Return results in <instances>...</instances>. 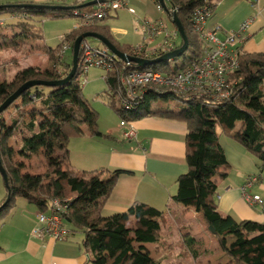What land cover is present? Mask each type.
<instances>
[{"label":"trees","instance_id":"16d2710c","mask_svg":"<svg viewBox=\"0 0 264 264\" xmlns=\"http://www.w3.org/2000/svg\"><path fill=\"white\" fill-rule=\"evenodd\" d=\"M220 1L164 0L168 13L163 11L162 15L173 27L170 15L174 13L177 16L188 40L187 50L189 47L193 48L191 57L184 59L180 66L171 68V71H183L189 62H194L201 56L202 44L193 28L194 16L197 11L205 10L210 19ZM155 3H158L157 0ZM47 6L65 9L53 11ZM79 6L82 5L76 0L71 4L67 0H0V15L6 16L4 20L0 19V26H3L0 29L7 30V27H11L12 32L10 39L0 36V48L15 49L20 46L21 39L41 38L42 32L35 24V18L47 11L53 12L51 18L63 19L72 17L75 10H93V6L78 9ZM107 18L108 16L92 27L73 29L54 49L43 48L49 59L48 68L25 67L18 70L10 81L0 80V105L27 81H57L66 78L71 71V62L59 61L57 57L62 42L71 43L72 56L74 40L88 31L105 37L118 51L132 55L133 46L120 45L112 38L108 26L103 24ZM188 30L193 34L192 39L188 37ZM181 45L182 41L179 46L176 42V49ZM101 47L105 48L103 45ZM175 60L177 59H173ZM115 62L114 69L106 75L108 89L113 92L116 90L117 72L122 67L119 59H115ZM151 69L169 71L166 62L153 65ZM229 80L233 84V96L227 100L181 98V108L152 109L151 104L157 100L176 98L169 97L167 93L149 94L140 101L134 114L137 116L139 109L147 115L185 125L187 172L177 179L173 202L198 213L207 230L209 227L213 228L214 234L209 230L208 232L228 259L226 264H264V224L221 215L217 207L216 180L225 179L229 168L219 144V134L238 144L258 162L260 169H264V53L240 55L239 68ZM81 84L80 71H76L75 76L66 84L53 88L32 87L0 114V159L7 174L10 191L8 194L5 188L4 197L0 201V222L11 214L12 204L17 197L33 205L39 214L48 212L52 199L71 198L72 205L63 216L71 234L62 242L81 233V244L89 262L162 264L152 255L153 250H158V244L161 243V231L165 225L162 212L147 204L134 202L124 212L110 216L102 214L119 176L128 172L101 168L77 171L70 164V140L85 135L90 138L105 137L98 129L97 112L82 97ZM116 112L120 114V109ZM7 113H10L9 124L4 118ZM84 127L87 130H83ZM15 137L18 138V147L10 144ZM36 156H40L44 163V170L40 174H32L26 170L25 161ZM252 179L248 178L247 182ZM8 197L9 202L4 204ZM262 210L264 213V206ZM182 240L193 259L202 254L201 248L189 234L183 236Z\"/></svg>","mask_w":264,"mask_h":264},{"label":"crops","instance_id":"0c3cea01","mask_svg":"<svg viewBox=\"0 0 264 264\" xmlns=\"http://www.w3.org/2000/svg\"><path fill=\"white\" fill-rule=\"evenodd\" d=\"M140 1L128 0V6L133 9ZM148 2L143 7L144 15H151L149 10L154 8L153 2ZM247 20H251L248 30L239 31L241 24ZM207 27H219L220 38L238 32L243 38L240 48L245 54L264 53V0H221L207 21ZM49 65L39 68L46 69ZM129 124L136 131V138L130 141L122 140L123 128L98 125L105 137L90 138L85 135L68 143L69 161L76 170L101 168L128 172L119 176L102 211L103 216L124 212L134 202L147 204L162 212L165 219L159 249L153 250L156 260L162 264L228 263L200 215L172 200L177 179L187 172L184 148L186 127L180 122L156 118L145 112L142 114V111L137 116L133 114ZM219 144L229 165L227 177L216 179L219 213L231 215L237 220L264 224L262 208L259 205L250 206L242 199V189L248 178H259L248 192L264 200V169H260L254 158L224 135L220 136ZM84 166L92 167L84 169L87 168ZM38 214L33 205L27 204L23 211H12L0 222V264H92L87 260L82 239L76 241L73 236L64 242H54L32 237L31 231ZM205 231L209 235L205 236ZM187 234L202 250L196 259L191 257L183 244V236ZM185 253L188 255L183 256ZM215 260L216 263H213Z\"/></svg>","mask_w":264,"mask_h":264},{"label":"built area","instance_id":"2783aa9c","mask_svg":"<svg viewBox=\"0 0 264 264\" xmlns=\"http://www.w3.org/2000/svg\"><path fill=\"white\" fill-rule=\"evenodd\" d=\"M78 4L85 5L96 1L93 10L87 14L73 11V17L78 18V24L73 29L92 27L112 11L127 9L134 17L136 32L141 36V42L132 47V57L146 60L156 59L166 53L176 50L178 31L176 27L167 26L161 18H140L128 6V0H76ZM152 1L155 10L163 14V9L155 0ZM197 11L193 19V28L198 40L202 44L201 56L194 62H189L183 71H171L166 66L167 72L153 70L151 67H140L132 63H123L117 72L116 90L114 94L121 101L120 115L122 120L119 126L124 129L121 138L130 141L136 138V131L130 126L129 118L135 113L140 101L146 95H161L167 93L169 97L181 99H195L200 97L212 100H227L233 96V84L230 76L239 68V56L243 54L240 46L243 38L240 34H227L220 38L219 27H207L208 14ZM251 20L245 21L240 26L241 32H246ZM64 37L61 39V41ZM71 50L70 42H62L57 53L59 61H65L66 54ZM117 59L106 48H92L84 40L80 45L77 71L80 78L87 74L90 68L102 69L107 73L115 67ZM173 61L167 60L166 63ZM105 80L107 77L105 76ZM82 82V80H81ZM256 178L247 182L242 189L243 201L250 205L264 206V200L258 195H252L248 189ZM72 199L55 198L50 201L48 213L38 214L37 228L31 236L37 239L48 238L54 242H62L70 234L63 216L72 205Z\"/></svg>","mask_w":264,"mask_h":264},{"label":"rangeland","instance_id":"374dc122","mask_svg":"<svg viewBox=\"0 0 264 264\" xmlns=\"http://www.w3.org/2000/svg\"><path fill=\"white\" fill-rule=\"evenodd\" d=\"M17 1H29V0H17ZM56 1V0H55ZM74 0H67L68 4H71ZM149 0H141L138 4V8H133L134 14L140 18H148V19H157L161 18L167 26L172 27L169 24L166 17L160 13H158L155 8L149 10L151 11V15L143 14V7L147 4ZM141 10H140V9ZM53 12L47 11L44 15H41L36 19L35 24L41 29L42 36L41 38H36L35 40L25 38L20 40V46L13 48H0V80L10 81L14 74L25 67L28 66H37L40 68L47 67L49 64L48 56L43 51V48H56L61 39L73 30L76 24H78V18L65 17L63 19H54L51 18ZM80 13L87 14L85 9L80 10ZM6 18L5 15H0V19L4 20ZM15 20V18H13ZM12 20V19H11ZM12 20V21H14ZM10 21V20H7ZM106 26L109 28V32L112 38L118 42L120 45L124 46H134L141 42V36H139L136 32V23L134 21L133 15L127 10H119L112 11L108 14V18L104 21ZM5 25V24H3ZM3 27V26H0ZM5 28V26H4ZM9 30V31H7ZM6 29H0V36L10 39L12 37V32H10L11 27H7ZM89 32V31H88ZM192 32L188 30V37L192 39ZM86 43L90 45L92 48L101 47L102 45L96 40L88 38ZM181 44V39L177 40V46ZM193 48L189 47L182 56V58L177 59L175 61H170L166 63V66L174 69L176 66H180L184 59H188L192 55ZM71 53L67 52L65 61L71 62ZM106 76V72L102 69L98 68H90L86 75L81 77L82 80V97L91 105L92 109L95 110L98 114V125H104V127H119V123L122 120L120 114L116 112V110L121 108V101L118 96H114V92L108 89L106 84V80L104 79ZM111 103V106L110 104ZM183 105L182 101L179 99H170L168 101L157 100L151 104L152 109L159 108H181ZM142 110H137V112H141ZM145 111H142V114ZM10 113H7L4 118L6 119V123L9 124ZM130 121V119H128ZM129 123V122H128ZM183 124V123H182ZM184 125V124H183ZM185 126V125H184ZM132 127V126H131ZM133 128V127H132ZM83 130H87L86 127ZM219 133V131H218ZM219 134V138H220ZM18 138H14L13 141L10 142L14 147H18ZM26 170L32 174H40L44 170V163L40 156H36L31 158L30 160L25 161ZM80 166L82 164H79ZM83 167V166H81ZM91 169L92 166H84ZM81 171V170H77ZM5 194V187L3 180L0 176V201L3 199ZM27 202H25L20 197H17L14 203L12 204V211L21 212L23 208L27 206ZM29 206V205H28ZM32 206V205H31ZM181 220V219H180ZM35 227L32 229L31 233ZM209 235L207 231H205V236ZM83 235L81 233H77L74 238L76 241L82 239ZM82 241V240H81ZM80 241V242H81ZM182 248V247H181ZM155 258V254H152ZM209 257V256H208ZM211 258V257H210ZM212 259V258H211ZM216 263V260L213 261Z\"/></svg>","mask_w":264,"mask_h":264},{"label":"water","instance_id":"95a60500","mask_svg":"<svg viewBox=\"0 0 264 264\" xmlns=\"http://www.w3.org/2000/svg\"><path fill=\"white\" fill-rule=\"evenodd\" d=\"M157 2L160 5V7L163 9V11L165 13H168V10L165 6L164 0H157ZM95 4H96V1H92V2H89L85 5L79 6L77 8L82 9V8H85L88 6H93ZM47 7L51 8V10H53V11L65 9L64 7H55V6H51V7L47 6ZM170 16H171V22L176 27L178 34H179L181 41H182V45L180 48H178L172 52L166 53V54H164V55H162L156 59L146 60V59H141V58H135V57L129 56L125 53L118 51L111 42H109L105 37H103L97 33H93V32L83 33V34L79 35L74 40V42L72 44L71 71L66 78H64L62 80H57V81L31 80V81L25 82L14 93H12L6 100H4V102L0 105V114L3 113L17 98H19L22 95V93H24L26 90H28L32 87L43 86V87L53 88V87H57V86H60V85H63V84H66L67 82H69L75 76L76 71H77L80 45L84 40H86L88 38L96 40L97 42H99L101 45H103L110 53H112L121 62L132 63V64H135V65L140 66V67H151L153 65L162 64L163 62H166L167 60L180 58L188 48V40H187L186 34L184 32V29H183L180 21L178 20L177 16L174 13H172ZM0 176L3 180L5 188L9 194L10 191H9V185H8V178H7L6 171L2 166L1 159H0ZM8 202H9V197L6 199L4 204H6ZM208 230L211 234H214L213 228L209 227Z\"/></svg>","mask_w":264,"mask_h":264},{"label":"clouds","instance_id":"9594fccd","mask_svg":"<svg viewBox=\"0 0 264 264\" xmlns=\"http://www.w3.org/2000/svg\"><path fill=\"white\" fill-rule=\"evenodd\" d=\"M87 40V39H86Z\"/></svg>","mask_w":264,"mask_h":264}]
</instances>
